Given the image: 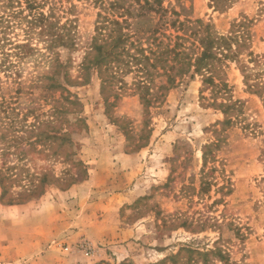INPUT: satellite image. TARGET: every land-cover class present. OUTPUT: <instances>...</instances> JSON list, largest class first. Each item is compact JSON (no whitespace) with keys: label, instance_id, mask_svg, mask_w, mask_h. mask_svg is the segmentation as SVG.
I'll return each instance as SVG.
<instances>
[{"label":"rangeland","instance_id":"1","mask_svg":"<svg viewBox=\"0 0 264 264\" xmlns=\"http://www.w3.org/2000/svg\"><path fill=\"white\" fill-rule=\"evenodd\" d=\"M40 1L44 4L42 11L53 12L60 24L73 22V47H57L49 54L47 41L34 36L30 43L38 52L23 76L33 67L34 72L52 74L57 57L69 77L82 82L81 63L103 10L94 0ZM109 1L114 0L105 2ZM164 7L179 12L180 20L202 21L219 34H226L234 20L247 18L252 22L251 51L264 69V0H236L224 12L214 10L210 0H164ZM155 22L156 18L152 28ZM147 31L145 22H138L126 32L131 42L140 41L147 49ZM8 34L12 41L24 40L18 28ZM174 36L175 32L167 28L159 39L165 44ZM242 58L245 62V55ZM86 77V85L70 91L80 99L88 126L86 132L74 134L87 177L67 190L87 181L96 203L107 196L109 209L106 213L100 207L85 206L78 219L73 210L80 208H69L65 220L72 227L53 244L64 249L77 242L75 250H68L74 260L67 264H202L201 258L185 262L184 252L172 262L171 256L186 247L199 252L219 248L228 255L226 262L209 257V264H264V108L256 96L247 92L237 65L228 64L223 79L230 87L232 100L242 103L241 122L225 133L214 150L213 167L209 164L205 169L202 150L215 142L213 131L223 115L206 107L209 91L203 94L207 99H201L200 77H183L173 88L161 91L158 87L164 79L155 76L148 110L134 89L139 78L136 72L119 73L122 83L112 88L102 87L97 71L91 69ZM0 79V99L11 102L17 87L2 74ZM29 101L26 96L18 108H27ZM54 166L59 175L62 167ZM211 168H215L213 174ZM206 182L211 184L207 192L202 190ZM57 190L49 187L46 193ZM113 196L129 197H124L120 205L121 197L115 200ZM39 200L21 206H36ZM37 212L36 207H30L25 214ZM183 222L189 227L179 228ZM38 229L40 232L42 224ZM42 264L56 262L48 259Z\"/></svg>","mask_w":264,"mask_h":264},{"label":"trees","instance_id":"2","mask_svg":"<svg viewBox=\"0 0 264 264\" xmlns=\"http://www.w3.org/2000/svg\"><path fill=\"white\" fill-rule=\"evenodd\" d=\"M94 1L103 14H98L100 21L95 27L96 34L81 63L82 82L72 80L57 57L52 74L34 72L33 67L24 77L38 52L30 43L33 37L41 36L47 41L49 54L57 47H73V22L67 20L60 24L54 19L53 12L42 11L44 4L40 0L1 2L0 74L17 87L11 102L0 99V114H3L0 119L6 120L0 121V204L3 206L37 201L49 187L65 191L87 177L74 134L86 132L88 126L82 116L83 105L70 89L86 85L89 81L86 76L91 69L97 71L102 87L108 85L110 88L122 83L119 73L136 72L139 78L134 82V89L145 110L152 102L151 85L156 82L155 76L164 79L158 87L161 91L173 88L183 77L191 80L200 77L201 99L206 100L203 94L209 91L206 107L223 115V121L217 123L213 131L215 142L203 147V169L209 164L213 167L215 148L224 140L225 133L241 122L243 114L242 103L232 100L230 87L223 79L228 64L237 65L247 92L256 96L264 108V69L251 51L252 22L247 18L234 20L226 34H219L202 21L180 20L179 12L164 7V0ZM235 1L210 0V5L214 10L224 12ZM154 18L156 22L152 28ZM138 22H145L148 27L147 42L150 44L147 49L140 41L131 42L126 32ZM14 28L23 33V42L9 39L8 33ZM167 28L173 30L175 36L164 44L159 35ZM244 55L245 62L242 61ZM2 86L0 79V89ZM26 96L30 98L29 105L18 108ZM113 97L117 98V95ZM55 164L62 167L59 175ZM214 171L215 168H211L210 174ZM203 188L207 192L211 184L206 182ZM188 227L189 224L183 222L179 228ZM182 252L187 254V263L201 258L202 264H209V257L214 261H228V255L219 248L199 252L186 247L171 256L173 263Z\"/></svg>","mask_w":264,"mask_h":264},{"label":"crops","instance_id":"3","mask_svg":"<svg viewBox=\"0 0 264 264\" xmlns=\"http://www.w3.org/2000/svg\"><path fill=\"white\" fill-rule=\"evenodd\" d=\"M88 184L86 181L67 191L57 190L52 194L46 193L36 202L38 203L36 206L34 203L27 206L8 207L0 204V264H42L48 259H54L56 264L72 262L74 258L71 255L69 257L68 250L70 248L75 250L77 242L64 249L58 245L53 246L56 244L54 240L63 238L61 233H68L69 228L72 227L65 220L69 208L74 205L80 208V211L73 210L76 215H79L78 219L83 214L85 206L86 209H99L100 207L106 213L109 209L107 196L96 203V196H91ZM120 197V205H122L125 202L124 197L129 196H113L112 198L118 200ZM30 207H36L38 211L36 215L27 216L25 214ZM38 224H42L40 232ZM94 240L93 243L98 239Z\"/></svg>","mask_w":264,"mask_h":264}]
</instances>
